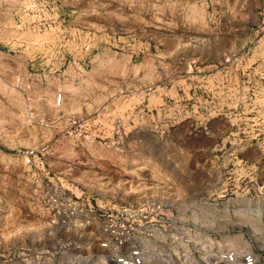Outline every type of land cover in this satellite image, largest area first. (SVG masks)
<instances>
[{
  "label": "rangeland",
  "instance_id": "obj_1",
  "mask_svg": "<svg viewBox=\"0 0 264 264\" xmlns=\"http://www.w3.org/2000/svg\"><path fill=\"white\" fill-rule=\"evenodd\" d=\"M48 1L0 0V264H101L35 208L17 151L40 147L64 186L144 207L175 264H264V0Z\"/></svg>",
  "mask_w": 264,
  "mask_h": 264
},
{
  "label": "built area",
  "instance_id": "obj_2",
  "mask_svg": "<svg viewBox=\"0 0 264 264\" xmlns=\"http://www.w3.org/2000/svg\"><path fill=\"white\" fill-rule=\"evenodd\" d=\"M26 14H42L48 0H21ZM16 12V10H15ZM60 94H56L59 102ZM23 161L35 208L48 223L68 236L70 254L95 256L101 264H175L166 243L170 236L159 233L149 223V212L136 204L98 205L90 195L64 186L60 176L48 170L41 160L42 148L17 151ZM72 240L70 241V238ZM73 245V246H72ZM92 246L100 249L94 252ZM224 264H263L253 248L229 250L220 255Z\"/></svg>",
  "mask_w": 264,
  "mask_h": 264
},
{
  "label": "crops",
  "instance_id": "obj_3",
  "mask_svg": "<svg viewBox=\"0 0 264 264\" xmlns=\"http://www.w3.org/2000/svg\"><path fill=\"white\" fill-rule=\"evenodd\" d=\"M256 250V249H255Z\"/></svg>",
  "mask_w": 264,
  "mask_h": 264
}]
</instances>
